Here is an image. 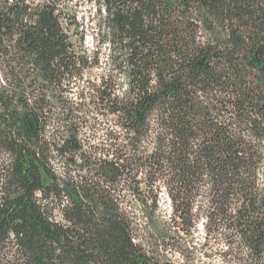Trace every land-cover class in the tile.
<instances>
[{"label":"trees","instance_id":"1","mask_svg":"<svg viewBox=\"0 0 264 264\" xmlns=\"http://www.w3.org/2000/svg\"><path fill=\"white\" fill-rule=\"evenodd\" d=\"M0 264H264V0H0Z\"/></svg>","mask_w":264,"mask_h":264},{"label":"rangeland","instance_id":"2","mask_svg":"<svg viewBox=\"0 0 264 264\" xmlns=\"http://www.w3.org/2000/svg\"><path fill=\"white\" fill-rule=\"evenodd\" d=\"M88 38H89V35H88ZM208 261L217 262V259L214 258V259H211V260H208Z\"/></svg>","mask_w":264,"mask_h":264}]
</instances>
